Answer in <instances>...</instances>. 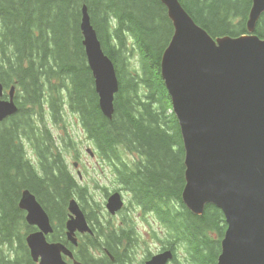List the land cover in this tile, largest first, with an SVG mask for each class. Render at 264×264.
Wrapping results in <instances>:
<instances>
[{"label":"trees","instance_id":"trees-1","mask_svg":"<svg viewBox=\"0 0 264 264\" xmlns=\"http://www.w3.org/2000/svg\"><path fill=\"white\" fill-rule=\"evenodd\" d=\"M179 2L214 39L247 34L252 0ZM83 5L118 78L111 119L99 109L82 46ZM172 34L161 0H0V83L5 89L16 87L18 107L0 124V264H33L25 244L30 227L18 208L22 190L36 197L60 229L68 201L80 202L96 226L95 236L82 239L76 249L81 262L107 264L103 249L116 261L126 257L123 246L129 235L113 230L110 222L97 224L100 207L68 171L64 155L76 143L64 123L67 116L76 119L85 140L134 204L159 214L197 264L217 263L218 255L214 259L205 252L212 245L210 233L223 236L221 212L206 206L196 216L181 199L184 149L160 71ZM254 34L264 39V13ZM53 129L61 135L55 137ZM27 151L36 155L38 166L29 161ZM173 201L179 210L170 205Z\"/></svg>","mask_w":264,"mask_h":264},{"label":"water","instance_id":"water-1","mask_svg":"<svg viewBox=\"0 0 264 264\" xmlns=\"http://www.w3.org/2000/svg\"><path fill=\"white\" fill-rule=\"evenodd\" d=\"M161 3L173 26L160 71L183 143L182 202L196 216L206 206L222 213L226 230L216 264H264V39L254 34L264 0H252L247 34L215 39L194 22L179 0ZM79 28L99 109L111 119L118 78L85 5ZM14 92L12 86L9 99L2 100L0 84V123L18 111ZM18 206L26 211L27 224L38 230L26 237L32 261L67 264L62 254L71 258L72 253L62 244L46 241L52 227L36 197L24 190ZM105 207L111 215L119 212L121 195L111 194ZM68 212L66 236L76 245V232L92 231L75 199L69 201ZM171 258L165 252L147 264H165Z\"/></svg>","mask_w":264,"mask_h":264},{"label":"rangeland","instance_id":"rangeland-1","mask_svg":"<svg viewBox=\"0 0 264 264\" xmlns=\"http://www.w3.org/2000/svg\"><path fill=\"white\" fill-rule=\"evenodd\" d=\"M173 36V34H172ZM2 84V83H0ZM7 91V89H6ZM15 96H16V91H15ZM170 111L167 112L169 114ZM64 123L67 125V128L69 129L70 135L74 142L76 143L75 149L70 150L65 153V160L68 165V169L70 173L75 177L76 181L80 186H86L87 189H89V194L91 195V200L95 202L99 207H100V212L99 215L96 213L97 216L100 217L101 222H107L110 220H113L114 225L112 224V229H118L120 228V223L122 220L125 218V213L129 211L122 212L120 216L117 217H112L110 216L107 217V213L105 211V201H106V194H110L116 189H121V193L123 196V199L125 201L126 207L130 208L131 203H132V198L130 195L125 192L121 185L117 184L115 182L114 175L112 173L111 167L104 162L100 157L94 154V157H90L89 154L86 152L87 148H92V145L88 143L85 140V137L83 136V133L81 131V128L77 124V121L74 117L72 116H67ZM62 126V125H61ZM59 132L58 129L53 131V134L55 137H59ZM93 150V148H92ZM94 151V150H93ZM30 154V152H29ZM135 158L133 155L126 157L128 161L132 160ZM178 159H182V156H178ZM74 163L78 164V167L75 168L73 166ZM184 164V160H183ZM185 171V167H184ZM77 172L80 173L81 179L78 178ZM104 188L106 190H104ZM80 204V202L78 201ZM94 204V203H93ZM170 205L175 209L179 210V205L173 201L170 203ZM94 208V207H93ZM134 212H137L134 210ZM175 214V212H174ZM159 215V214H158ZM129 219V217H128ZM148 221L149 218H148ZM111 223V222H110ZM176 223V222H175ZM156 232L158 233V227H154ZM164 227L162 229V233L164 236L166 235L164 232ZM140 235L143 237L145 241H148L149 243L144 244L142 240L139 242V248L137 249V252L134 253H139L137 256V259L140 260L142 256H145L148 252H152V254L156 253L159 244L160 243H154L153 242V235L151 231H149V227L146 226V229L141 228L140 230ZM210 243L212 244L209 248L208 251L205 253L210 252L211 255L214 256V259H216L217 255L220 252V238L221 234L217 233L216 231L210 233ZM140 239V238H139ZM178 250H177V256L178 260L180 261L181 264H191V262H194L192 257H190L186 253V246L184 244L182 245L181 243H178ZM187 259V262H185Z\"/></svg>","mask_w":264,"mask_h":264},{"label":"flooded vegetation","instance_id":"flooded-vegetation-1","mask_svg":"<svg viewBox=\"0 0 264 264\" xmlns=\"http://www.w3.org/2000/svg\"><path fill=\"white\" fill-rule=\"evenodd\" d=\"M74 167H77L76 164L74 165ZM127 193L132 198L131 200H133L132 195L129 192ZM130 206H131L130 208L125 207V210L129 212L125 213V218L120 223V228H122L124 232L129 235V238L126 239L127 244L124 243V246H123V251H125L126 257L123 261H116L114 259V256L111 255L107 249H103L105 256L109 259L107 261V264H147V262L151 259L153 255L166 252V251H170L173 254V258L170 261H168L166 264H181L177 256L178 242H176V240L174 239L173 237L174 234L169 233L170 229L166 227L164 223L161 221L162 220L161 216L154 212H143L141 211V208L138 205L134 204L133 202L131 203ZM134 210H136L137 212H134ZM19 211L21 212V215L23 216L25 220L26 212L23 210L21 211V209H19ZM120 215L121 213H117L113 217H117ZM67 217H68V213H67L66 219ZM148 218L150 221H148ZM49 219H50V223L52 226V232L46 236L47 242L55 243V244L60 243L64 245L68 250H70V252L72 253L71 258L64 254L62 255L63 260L67 262L68 264H75L76 262L80 264H85L84 262H81L80 260L77 259L76 249H78V247L80 246L82 239H85L88 236H95L96 226L94 225V223L89 222V220L86 218L88 225L90 226L93 234L76 233L77 244L73 245L66 238V229H65L66 220H65V223L62 229H60L56 221L52 220L50 217ZM100 221L101 220H99L97 224H101ZM109 222H111V224L114 225L113 220H110ZM146 226H148L149 231H151L150 235L151 234L153 235V242L155 244L156 243H160V244H159V248L156 253L152 254V252H148L145 256H142L140 260H138L137 256L140 252L139 253H134V252H137V249L140 247L139 246L140 240L144 241L143 242L144 244L149 243L148 241H145L143 237L140 235L141 228L146 229ZM28 227H30L29 231H27L28 235L31 233L37 232V228L35 226H28ZM154 227H158V230H159L158 233L156 232ZM163 227L165 228L164 229V232L166 234L165 236L161 234ZM95 256L100 257V254L96 253ZM96 260L97 259H95V261H91V264H98V261ZM185 262H187V259ZM102 264H105V263H102ZM191 264H197V263L194 261V262H191Z\"/></svg>","mask_w":264,"mask_h":264}]
</instances>
